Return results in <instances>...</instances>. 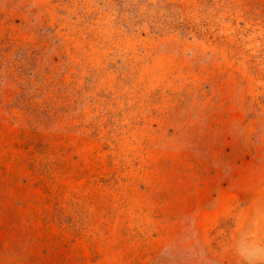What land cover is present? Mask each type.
I'll return each instance as SVG.
<instances>
[{"label":"rangeland","instance_id":"1","mask_svg":"<svg viewBox=\"0 0 264 264\" xmlns=\"http://www.w3.org/2000/svg\"><path fill=\"white\" fill-rule=\"evenodd\" d=\"M0 264H264V0H0Z\"/></svg>","mask_w":264,"mask_h":264}]
</instances>
